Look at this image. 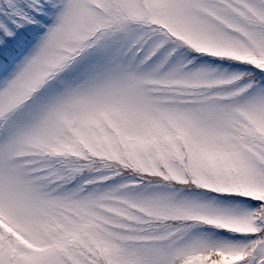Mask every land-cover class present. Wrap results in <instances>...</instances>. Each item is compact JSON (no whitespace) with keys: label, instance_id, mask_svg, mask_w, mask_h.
<instances>
[{"label":"snow or ice","instance_id":"6c2138e0","mask_svg":"<svg viewBox=\"0 0 264 264\" xmlns=\"http://www.w3.org/2000/svg\"><path fill=\"white\" fill-rule=\"evenodd\" d=\"M0 264H264V0H0Z\"/></svg>","mask_w":264,"mask_h":264}]
</instances>
